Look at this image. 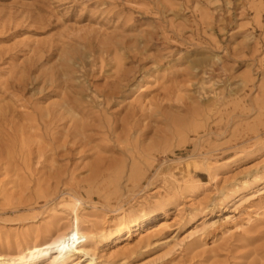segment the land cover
<instances>
[{
  "label": "rangeland",
  "instance_id": "1",
  "mask_svg": "<svg viewBox=\"0 0 264 264\" xmlns=\"http://www.w3.org/2000/svg\"><path fill=\"white\" fill-rule=\"evenodd\" d=\"M0 258L264 264V0H0Z\"/></svg>",
  "mask_w": 264,
  "mask_h": 264
},
{
  "label": "bare ground",
  "instance_id": "2",
  "mask_svg": "<svg viewBox=\"0 0 264 264\" xmlns=\"http://www.w3.org/2000/svg\"><path fill=\"white\" fill-rule=\"evenodd\" d=\"M145 224V223H144ZM166 225L164 220H157L154 223L143 227L144 225L142 224V226L138 227V230L134 231V234L132 235L130 233V230L128 229V227L126 228L128 231V236L133 237V238H137V239H141L147 236H151V234H153L155 231H159L162 227H164ZM155 234V233H154ZM153 236V235H152ZM149 238V237H148ZM119 240V238H117ZM115 239V240H117ZM147 239V238H146ZM144 240V239H143ZM148 241V240H147ZM129 240L127 239H123L121 241H119L117 243V249H124L123 251L125 252L126 247H129ZM141 242V241H140ZM143 243V242H142ZM129 253V252H128ZM2 263V258H0V264Z\"/></svg>",
  "mask_w": 264,
  "mask_h": 264
}]
</instances>
